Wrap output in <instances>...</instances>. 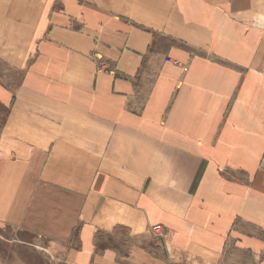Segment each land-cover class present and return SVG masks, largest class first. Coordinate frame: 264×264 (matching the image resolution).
<instances>
[{"label":"crops","instance_id":"crops-1","mask_svg":"<svg viewBox=\"0 0 264 264\" xmlns=\"http://www.w3.org/2000/svg\"><path fill=\"white\" fill-rule=\"evenodd\" d=\"M5 24L0 227L57 264L264 250V0H0Z\"/></svg>","mask_w":264,"mask_h":264},{"label":"rangeland","instance_id":"rangeland-1","mask_svg":"<svg viewBox=\"0 0 264 264\" xmlns=\"http://www.w3.org/2000/svg\"><path fill=\"white\" fill-rule=\"evenodd\" d=\"M19 13V10L13 7L10 11H3L1 19L5 18L4 23L8 19V25L10 22L14 24L15 15ZM4 26L0 25V30H2L4 36L3 41L7 44L10 41L11 35L16 33L17 27L12 26L9 28L6 24ZM2 55L5 57L12 56L9 51L2 52ZM98 68L99 71L109 70L103 64H100ZM55 249L35 234L28 235L23 230L0 227V264H52V262H56L57 264L56 257L52 256L58 251ZM220 264H264V250L259 255H252V253L243 249L229 246L225 250Z\"/></svg>","mask_w":264,"mask_h":264},{"label":"built area","instance_id":"built-area-1","mask_svg":"<svg viewBox=\"0 0 264 264\" xmlns=\"http://www.w3.org/2000/svg\"><path fill=\"white\" fill-rule=\"evenodd\" d=\"M161 231H162V229H161V226L160 225L153 226L151 228V232L154 233V234H160Z\"/></svg>","mask_w":264,"mask_h":264}]
</instances>
